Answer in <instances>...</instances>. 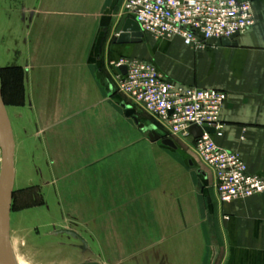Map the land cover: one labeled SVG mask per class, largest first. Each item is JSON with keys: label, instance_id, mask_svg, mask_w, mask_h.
<instances>
[{"label": "crops", "instance_id": "crops-1", "mask_svg": "<svg viewBox=\"0 0 264 264\" xmlns=\"http://www.w3.org/2000/svg\"><path fill=\"white\" fill-rule=\"evenodd\" d=\"M249 1L254 25L234 46L113 38L109 47L113 0H19L16 16H0V41L13 33L17 40L13 72L20 74L14 183L19 172L21 189L37 183L59 231L75 232L104 263L264 264V193L221 204L191 148L152 142L126 116L130 104L114 92L108 65L134 56L177 83L225 92L223 136L215 141L264 179V0ZM7 65L0 70L12 72ZM136 117L150 125L137 109Z\"/></svg>", "mask_w": 264, "mask_h": 264}, {"label": "built area", "instance_id": "built-area-1", "mask_svg": "<svg viewBox=\"0 0 264 264\" xmlns=\"http://www.w3.org/2000/svg\"><path fill=\"white\" fill-rule=\"evenodd\" d=\"M121 12L147 38H179L191 48L231 39L254 25L249 0H123ZM123 67L124 75L120 71ZM109 68L118 96L158 123L167 137L193 150L212 175V188L221 204L264 193V179L250 173L239 154L215 141L223 136L225 92L177 83L149 60L136 57L112 60ZM191 126L202 129V136L194 139L188 131ZM205 128L213 129V134Z\"/></svg>", "mask_w": 264, "mask_h": 264}, {"label": "rangeland", "instance_id": "rangeland-1", "mask_svg": "<svg viewBox=\"0 0 264 264\" xmlns=\"http://www.w3.org/2000/svg\"><path fill=\"white\" fill-rule=\"evenodd\" d=\"M17 1L19 0H0V16L6 17L10 14L16 16V9H19L16 7L17 3L15 2ZM121 4L122 2H120V7L117 5L116 9L111 13L114 17L113 28L109 30L105 38L109 47L112 39L121 32L124 23V18L121 17L119 12ZM3 25L6 27L5 22ZM10 25L14 26V23H10ZM16 41L14 33L10 39L6 40V38H3L0 41L2 44H6V48H4L9 52V55H5L3 51L0 63L2 64V61L5 62L7 60L9 64L7 68L12 69V72L0 70L1 94L12 127V133L13 129L15 130L16 122L14 107L21 100V97L17 96L16 91V89L20 90V87L15 89L16 76L20 74L17 73V75L13 72ZM111 61L108 60V65ZM138 115L140 119L143 118L140 113ZM151 120L155 122L153 119ZM151 120L147 124L158 127L161 130L159 124L155 122L157 126ZM181 147L183 146L181 145ZM18 174V182L14 183L13 187L9 223L10 244L16 260H22L26 264H106L96 248L60 233V227L54 224L52 214L48 213L45 192H37V183L34 184V187L27 183L26 187L21 189V174L20 172ZM200 179L202 178L200 177ZM56 217L58 218L59 216Z\"/></svg>", "mask_w": 264, "mask_h": 264}, {"label": "water", "instance_id": "water-1", "mask_svg": "<svg viewBox=\"0 0 264 264\" xmlns=\"http://www.w3.org/2000/svg\"><path fill=\"white\" fill-rule=\"evenodd\" d=\"M119 0H113L111 10L117 5ZM110 19L104 17L102 19V27L105 32ZM236 37L233 36L231 39H222L224 46H234L231 41ZM142 41L148 42V39L139 31V27L132 19H126L123 23L121 32L118 36L114 37L113 42L115 44H137ZM121 73L124 75L126 70L125 68H120ZM112 88V87H110ZM124 109L126 110V116L131 117L139 129L143 132L148 131L149 138L152 142L160 141L161 145L171 150H177L178 147L176 142L167 137L166 133L162 132L153 125H146L139 121L136 117V109L131 105L123 104ZM190 135L197 139L202 136L203 130L191 126L189 128ZM204 131L207 133L213 134L214 130L210 128H205ZM0 149H1V168H0V264H14L12 249L10 245V236H9V223H10V210L12 202V194L14 187V178H15V169H14V140L12 135V127L10 120L2 99L1 88H0ZM187 164L193 168L194 165L191 160L187 161ZM198 175L202 179H206L207 175L204 171L198 169ZM199 189H202L201 181H198ZM61 233L67 234L71 237L78 239L80 242L85 244V241L78 236L75 232L69 230H62Z\"/></svg>", "mask_w": 264, "mask_h": 264}, {"label": "bare ground", "instance_id": "bare-ground-1", "mask_svg": "<svg viewBox=\"0 0 264 264\" xmlns=\"http://www.w3.org/2000/svg\"><path fill=\"white\" fill-rule=\"evenodd\" d=\"M0 152H1V149H0ZM1 162H2V157H1ZM0 168H1V164H0ZM11 245V244H10ZM14 248V247H13ZM11 249H12V246H11ZM13 251V250H12ZM12 255H13V260H14V264H26L24 263L22 260L21 261H17L15 256H14V253L12 252ZM18 257V256H17Z\"/></svg>", "mask_w": 264, "mask_h": 264}, {"label": "flooded vegetation", "instance_id": "flooded-vegetation-1", "mask_svg": "<svg viewBox=\"0 0 264 264\" xmlns=\"http://www.w3.org/2000/svg\"><path fill=\"white\" fill-rule=\"evenodd\" d=\"M64 234V233H63ZM67 236V235H66Z\"/></svg>", "mask_w": 264, "mask_h": 264}]
</instances>
